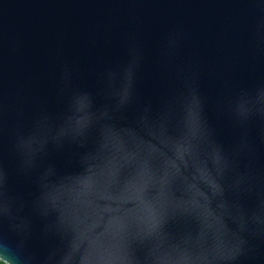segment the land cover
<instances>
[{
  "label": "water",
  "instance_id": "95a60500",
  "mask_svg": "<svg viewBox=\"0 0 264 264\" xmlns=\"http://www.w3.org/2000/svg\"><path fill=\"white\" fill-rule=\"evenodd\" d=\"M0 256L264 264V0H0Z\"/></svg>",
  "mask_w": 264,
  "mask_h": 264
},
{
  "label": "clouds",
  "instance_id": "9594fccd",
  "mask_svg": "<svg viewBox=\"0 0 264 264\" xmlns=\"http://www.w3.org/2000/svg\"><path fill=\"white\" fill-rule=\"evenodd\" d=\"M0 264H10V261L2 256H0Z\"/></svg>",
  "mask_w": 264,
  "mask_h": 264
}]
</instances>
